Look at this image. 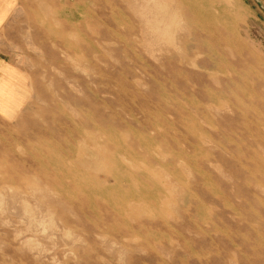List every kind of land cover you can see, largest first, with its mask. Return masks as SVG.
Wrapping results in <instances>:
<instances>
[{
	"label": "rangeland",
	"instance_id": "obj_1",
	"mask_svg": "<svg viewBox=\"0 0 264 264\" xmlns=\"http://www.w3.org/2000/svg\"><path fill=\"white\" fill-rule=\"evenodd\" d=\"M124 1L2 12L0 264H264V0Z\"/></svg>",
	"mask_w": 264,
	"mask_h": 264
},
{
	"label": "bare ground",
	"instance_id": "obj_2",
	"mask_svg": "<svg viewBox=\"0 0 264 264\" xmlns=\"http://www.w3.org/2000/svg\"><path fill=\"white\" fill-rule=\"evenodd\" d=\"M112 1V0H111ZM132 0H125L124 2H125V5L123 4V5H119V6H114V8L112 7V6H109V8L113 11V9L114 10H119V9H128L127 7L130 5V2H131ZM12 2H13V0H0V18H3V11H5V10H7V9H9V8H11V4H12ZM185 2H187V0H176V6L175 7H179L180 5H182V4H184ZM219 2H220V0H219ZM112 3H114V2H112ZM121 3H122V1H121ZM221 3V2H220ZM42 4H44V2H38V4H37V6L38 5H42ZM118 4V3H117ZM115 5H116V3H115ZM185 5H189V4H185ZM102 6H103V10H105V8L106 7H108V6H106L105 4H102ZM189 7H191V6H189ZM188 7V8H189ZM179 9V8H178ZM110 10H108V12H109ZM120 11V10H119ZM224 12V11H223ZM112 13H114V12H112ZM207 13V12H206ZM205 13V14H206ZM211 13V12H210ZM209 13V14H210ZM209 14L207 13L206 15L209 17ZM212 14V13H211ZM38 15H39V13H38ZM205 15V17H207ZM129 16V15H128ZM184 16V15H183ZM186 17L188 16V15H185ZM192 16V15H191ZM40 18H41V16H39ZM82 17V16H81ZM204 17V15L202 14V11H201V9H199V10H194V15L192 16V19L194 20V22L196 23V26L198 27H203L204 26V20L203 19H205V18H203ZM210 17H212V16H210ZM32 18V17H31ZM35 18H36V15H35ZM83 18V17H82ZM203 18V19H202ZM29 19V18H28ZM126 19H127V17H126ZM211 19H214V17L213 18H211ZM31 21H32V19H30ZM37 20V19H36ZM54 20V19H53ZM207 20V19H206ZM209 20V19H208ZM207 20V21H208ZM29 21V20H28ZM39 21V20H38ZM43 21V20H42ZM187 21V20H186ZM206 21V22H207ZM37 22V21H36ZM210 22H212V21H210ZM214 22V21H213ZM212 22V23H213ZM39 23H40V21H39ZM208 23V22H207ZM55 24H57V23H55ZM128 24V23H127ZM209 24V23H208ZM211 24V23H210ZM242 24V23H241ZM49 25V24H48ZM59 25V24H58ZM189 25V24H188ZM47 26V25H46ZM121 26V25H120ZM56 27V26H55ZM205 27V26H204ZM209 27V26H208ZM48 28L49 29H51V26H48ZM59 28V27H58ZM90 28V27H89ZM93 28V27H92ZM104 31V30H103ZM190 31V30H189ZM201 32V30H197L196 32H195V34H194V37H191L190 39V41H188V45H191V46H195V45H197L198 43H201V42H203V43H205V44H209V46L211 47L210 49H208V52H209V54H212V55H217L216 53H218L216 50H215V48H214V46H213V44H215V45H217V49L219 50V53H226V51L228 50V43H230L231 44V42H229L230 40H225L224 41V44H221L220 42H218V40H215L214 42H212L211 41V37L209 38L207 35L208 34H201L200 33ZM111 33V32H110ZM151 33V32H150ZM190 33V32H189ZM188 33V34H189ZM49 34H51V32L49 33ZM74 34V33H73ZM188 34L186 35V36H188ZM68 35H70V34H67V36ZM107 35V34H106ZM180 35H182V34H180ZM184 36H185V34H183ZM190 35H191V33H190ZM189 35V36H190ZM108 36V35H107ZM188 36V37H189ZM76 37V36H75ZM154 38V37H153ZM163 39V38H162ZM185 41V40H184ZM73 42V41H72ZM177 42V41H176ZM185 42H187V41H185ZM179 43V42H178ZM213 43V44H212ZM69 44V43H68ZM78 44V43H77ZM70 46V45H69ZM172 46V45H171ZM182 46V48L184 47L185 48V46H183V44L181 45ZM213 46V47H212ZM71 47V46H70ZM99 47V46H98ZM72 48V47H71ZM100 48V47H99ZM194 49V48H193ZM196 49V48H195ZM56 50V49H55ZM101 50H102V48H101ZM113 51V50H112ZM191 51V50H190ZM199 51V50H198ZM80 52V51H79ZM114 52V51H113ZM151 52V51H150ZM169 52V51H168ZM171 52V51H170ZM172 52H174V51H172ZM231 52H233V51H231ZM255 52V51H254ZM194 53H197V52H194ZM229 54H230V52H229ZM106 55V54H105ZM108 55V54H107ZM165 55V54H164ZM168 55H171V54H168ZM173 55V54H172ZM234 55V54H233ZM63 56H65L64 54H63ZM160 56V55H159ZM165 56H167V55H165ZM235 56V55H234ZM158 57V56H157ZM260 57V56H259ZM109 58V57H108ZM244 58V57H243ZM255 58V57H254ZM261 58V57H260ZM96 59V58H95ZM98 59V58H97ZM96 59V60H97ZM100 60V59H99ZM182 60V59H181ZM235 60V59H234ZM238 60V59H237ZM248 61V60H247ZM99 63V62H98ZM159 63V62H158ZM161 64V63H160ZM180 65V64H179ZM214 67L213 68H220V66L218 65V63L217 62H214V65H213ZM240 66V61H234V63L233 64H229V68L230 69H232V71H233V74H234V76L235 77H233V76H231V77H227V79H225V80H223V81H221L220 82V85H221V88L222 89H225V90H227V87L229 88V87H237L238 88V86H240V84H243L244 83V80H245V78L244 77H242L241 75H240V73L239 72H241L240 70H238V69H236V68H238ZM248 67V66H247ZM241 68V67H240ZM243 68V67H242ZM245 69V68H244ZM242 70V69H241ZM206 73H208L209 72V70H207L206 69ZM228 71V70H227ZM214 72V71H213ZM263 72H264V70H263ZM212 73V72H211ZM95 74V73H94ZM217 74H219V73H217ZM208 76H209V74H208ZM207 76V77H208ZM252 77V76H251ZM65 78H67V77H65ZM214 78V77H213ZM58 79V78H57ZM51 80V79H50ZM211 81V80H210ZM153 83V82H152ZM181 84H185V83H181ZM254 84H257V86H258V89L259 88H261V87H263L264 88V80H258V81H256ZM240 89V88H239ZM52 95V94H51ZM202 95L203 94H201V97H202ZM248 97V96H247ZM199 99H202V98H199ZM239 99V98H238ZM241 101V100H240ZM216 105H218V103L216 104ZM254 105V104H253ZM256 106H257V103L255 104ZM50 106V105H49ZM260 106H261V104H260ZM259 106V107H260ZM52 107V106H51ZM212 107V106H211ZM222 107V106H221ZM220 107V108H221ZM209 108V107H208ZM219 108V109H220ZM46 110V109H45ZM44 110V111H45ZM250 110V109H249ZM249 112V111H248ZM247 112V113H248ZM48 114H49V111L47 112ZM47 114V115H48ZM83 116H85V115H83ZM176 116V115H175ZM184 116V115H183ZM228 116V115H227ZM230 116V115H229ZM254 116V115H253ZM236 117V116H235ZM234 117V118H235ZM90 118V117H89ZM261 118V117H260ZM92 119V118H91ZM184 119H185V117H184ZM231 119V118H230ZM229 119V120H230ZM223 120H224V118H223ZM226 120H227V118H226ZM232 120V119H231ZM230 120V121H231ZM235 120V119H234ZM228 121V120H227ZM241 121H242V119H241ZM211 122H212V120H211ZM85 123V122H84ZM84 123H83V125H84ZM236 123V122H235ZM84 128V127H83ZM253 128H255V127H253ZM85 130V129H84ZM241 130V129H240ZM86 131V130H85ZM254 131V130H253ZM254 132H256V131H254ZM258 132V131H257ZM86 132H84V134H85ZM121 133V132H120ZM87 134V133H86ZM202 134V133H201ZM29 135V134H28ZM31 135V134H30ZM88 135V134H87ZM113 135V134H112ZM123 135V134H122ZM193 135V134H192ZM203 135V134H202ZM259 135V134H258ZM146 136V135H145ZM209 136V135H208ZM32 137H34V136H32ZM36 137V136H35ZM87 137H89V135L87 136ZM92 137V136H91ZM99 137V136H98ZM98 137H97V139H98ZM141 138V137H140ZM215 138V137H214ZM34 138H32L31 140H33ZM85 139H86V137H85ZM88 139H90V138H88ZM37 140V139H36ZM67 140V139H66ZM94 140V139H93ZM96 140V139H95ZM94 140V141H95ZM87 141V140H86ZM140 141V140H139ZM65 142V141H64ZM79 142V141H78ZM77 142V143H78ZM83 142H85V141H83ZM82 142V143H83ZM124 142V141H123ZM137 142V141H136ZM88 143H91V142H88ZM140 143V142H139ZM81 144V143H80ZM79 144V145H80ZM86 144V143H85ZM123 144V143H122ZM91 146L93 145L92 143L90 144ZM128 146H130V145H128ZM128 146H126V147H128ZM81 147V146H80ZM87 147V146H86ZM116 148H117V146H115ZM197 147V146H196ZM88 148V147H87ZM92 148H94V146L92 147ZM259 148V147H258ZM263 148V147H262ZM90 149V148H89ZM96 149V148H95ZM127 149V148H126ZM125 149V150H126ZM86 150H88V149H86ZM128 150H130L129 148H128ZM183 150V149H182ZM90 151V150H89ZM109 151V150H108ZM80 152V151H79ZM95 152H96V154L98 155V156H101V157H103V155H104V153H103V151H101V150H95ZM110 152V151H109ZM115 152V151H114ZM113 152V153H114ZM257 152V151H256ZM81 153V152H80ZM92 153V152H91ZM180 153V152H179ZM246 153V152H245ZM54 154V153H53ZM58 154V153H57ZM83 154H84V152H83ZM93 154V153H92ZM112 154V153H111ZM94 155V154H93ZM171 155V154H170ZM185 155V154H184ZM247 155V154H246ZM262 155H264V153L262 154ZM76 156H78V155H76ZM57 157V156H56ZM87 157H88V155H87ZM131 157V156H130ZM59 158H60V156H59ZM82 158H84L83 156H82ZM81 158V159H82ZM89 158V157H88ZM56 159V158H55ZM74 159V158H73ZM72 159V160H73ZM81 159H79V160H81ZM186 159V158H185ZM188 159V158H187ZM51 160V159H50ZM77 160V159H76ZM83 160H86V159H83ZM106 160V159H105ZM104 160V161H105ZM134 160V159H133ZM179 160V159H178ZM69 161H71V159L69 160ZM100 161V160H99ZM181 161V160H180ZM187 161V160H186ZM77 162V161H76ZM75 162V163H76ZM79 162V161H78ZM101 162H103V161H101ZM185 162V161H184ZM245 162V161H244ZM62 163V162H61ZM66 163H68L67 161H66ZM71 163H73V162H71ZM81 163V162H80ZM97 163H98V161H97ZM96 163V164H97ZM104 163H107L106 161L104 162ZM182 163H183V161H182ZM89 164V163H88ZM109 162H108V166H109ZM61 165V164H60ZM69 165H71L70 163H69ZM78 165H79V163H78ZM93 165V164H92ZM255 165V164H254ZM72 166V165H71ZM74 166V165H73ZM89 166V165H88ZM108 166H106V167H108ZM151 166V165H150ZM63 167V166H62ZM69 167V166H68ZM105 167V166H104ZM149 167V166H148ZM64 168V167H63ZM66 168V167H65ZM75 168V167H74ZM80 168H82L81 166H80ZM88 168V167H87ZM62 169V168H61ZM68 169V168H67ZM72 169V168H71ZM86 169V168H85ZM144 169H145V167H144ZM152 169H154L153 167H152ZM81 170V169H80ZM105 170H107V169H105ZM149 170V169H148ZM68 171V170H67ZM83 171H85V170H83ZM147 171V170H146ZM155 173H156V170H153ZM88 172V171H87ZM105 172V171H104ZM103 172V173H104ZM109 172V171H108ZM108 172H106V173H108ZM7 173V172H6ZM116 173H117V171H116ZM239 173V172H238ZM241 173V172H240ZM68 174H70V173H68ZM74 174V173H73ZM72 174V175H73ZM111 174V173H110ZM157 174H159V173H157ZM236 174V173H235ZM9 175V174H8ZM11 175V174H10ZM149 175V174H148ZM18 176V175H17ZM26 177V176H25ZM74 177V176H73ZM116 177V176H115ZM236 177V176H235ZM76 178V177H75ZM153 177H151L150 179H152ZM240 178V177H239ZM5 179V178H4ZM60 179V178H59ZM145 179V178H144ZM162 179H164V178H162ZM133 180V179H132ZM20 181V180H19ZM86 181V180H85ZM93 181V180H92ZM125 181V180H124ZM261 181V180H260ZM259 181V182H260ZM21 182V181H20ZM87 182V181H86ZM100 183V182H99ZM157 183V182H156ZM182 183V182H181ZM160 184V183H159ZM99 185V184H98ZM130 185V184H129ZM136 185H138V184H136ZM90 186V185H89ZM105 186V185H104ZM103 187V186H102ZM133 187V186H132ZM187 187V186H186ZM185 187V188H186ZM60 188V187H59ZM59 188H57V189H59ZM93 188V187H92ZM120 188V187H119ZM134 188V187H133ZM89 189V188H88ZM135 189V188H134ZM240 189V188H239ZM120 190H122V189H120ZM87 191V190H86ZM128 191V190H127ZM116 192H117V190H116ZM65 193V192H64ZM70 193V192H69ZM90 193V192H89ZM248 193V192H247ZM239 194V193H238ZM250 194V193H249ZM125 195V194H124ZM126 195H127V193H126ZM253 195V194H252ZM148 196V195H147ZM136 199H138V198H136ZM129 200V199H128ZM128 200H126L125 202L126 203H128ZM136 202V201H135ZM164 202V201H163ZM160 203V202H159ZM158 203V204H159ZM129 204H130V202H129ZM121 205H123V204H121ZM141 205V204H140ZM146 205V204H145ZM191 205V204H190ZM131 206H133V205H131ZM130 206V207H131ZM160 206H161V204H160ZM189 206V205H188ZM125 207V206H124ZM129 207V208H130ZM146 208V207H145ZM246 208H248V206L246 207ZM124 209H126V208H124ZM128 209V208H127ZM131 209V208H130ZM133 210V209H132ZM138 210V209H137ZM193 211H194V209H192ZM126 211V210H125ZM147 211H148V208H147ZM131 213H132V211H130ZM141 213V212H140ZM139 213V214H140ZM147 214V213H146ZM149 214V213H148ZM147 214V215H148ZM121 215V214H120ZM133 215V214H132ZM131 216V215H130ZM163 216V215H162ZM151 217V216H150ZM127 219V218H126ZM135 221H137V219H135ZM157 225V224H156ZM159 240V239H158ZM167 240V239H166ZM160 241V240H159ZM161 241H162V239H161ZM158 243V242H157ZM172 243V242H171ZM160 244V243H159ZM125 245H127V244H125ZM160 245H162V244H160ZM171 245V244H170ZM154 248V247H153ZM152 248V249H153ZM162 248H165L166 249V247H162ZM172 248V247H171ZM168 249V248H167ZM155 251V250H154ZM158 253V252H157ZM156 253V254H157ZM146 257H148V256H146ZM136 258V257H135ZM138 259V258H137ZM142 260V259H141ZM134 262V261H133ZM140 262H142V261H139V263ZM135 263V262H134ZM136 264V263H135Z\"/></svg>",
	"mask_w": 264,
	"mask_h": 264
},
{
	"label": "crops",
	"instance_id": "obj_3",
	"mask_svg": "<svg viewBox=\"0 0 264 264\" xmlns=\"http://www.w3.org/2000/svg\"><path fill=\"white\" fill-rule=\"evenodd\" d=\"M9 14V13H8ZM7 19H8V15L0 18V36H2L1 32L3 30V27L7 24ZM9 61H4L1 57H0V78H3V70L4 68L7 70L10 66ZM3 102H0V104H2Z\"/></svg>",
	"mask_w": 264,
	"mask_h": 264
}]
</instances>
